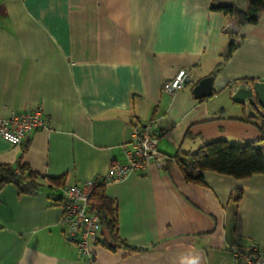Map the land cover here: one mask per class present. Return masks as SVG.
<instances>
[{
  "label": "crops",
  "instance_id": "1",
  "mask_svg": "<svg viewBox=\"0 0 264 264\" xmlns=\"http://www.w3.org/2000/svg\"><path fill=\"white\" fill-rule=\"evenodd\" d=\"M231 4L250 9L249 0H0V118L38 108L48 118L25 147L0 136V165L26 163L45 184L32 194L12 184L0 191V264H238L236 250L264 249V174L205 171L200 185L176 164H152L106 183L121 238L145 250L96 245L88 258L62 225L65 188L124 163L137 124L154 122L166 158L215 139L263 137L232 93L264 81V11L240 25L213 9ZM231 22L236 35L224 33ZM228 43L236 47L223 57ZM181 69L190 82L164 92ZM208 76L213 93L195 98ZM62 177L63 186L47 187Z\"/></svg>",
  "mask_w": 264,
  "mask_h": 264
},
{
  "label": "trees",
  "instance_id": "2",
  "mask_svg": "<svg viewBox=\"0 0 264 264\" xmlns=\"http://www.w3.org/2000/svg\"><path fill=\"white\" fill-rule=\"evenodd\" d=\"M250 9L245 12L235 5H219L213 9L222 11L234 17L240 25L257 24L259 14L264 11V0H249ZM235 44L230 43V51L235 49ZM255 81V80H253ZM256 124L263 137L245 143L230 142L220 138L204 142L197 150L189 153H177L169 157L164 167L169 168L176 164L185 174L188 182L205 185V171H214L236 179L250 178L256 174H264V116L249 119ZM191 170L192 172H189ZM193 171L196 172L193 174ZM43 179L26 163H19L17 167L0 165V191L8 184L14 185L20 194H32L44 189ZM49 188L63 186L64 177L47 178ZM243 192L236 197L240 201ZM91 210L100 215L102 232L96 245H101L110 250L125 248L130 251L145 250L131 246L119 233V209L115 199L111 198L105 189V184L99 185L91 200ZM248 248V247H247ZM242 249V248H240ZM251 254H255L253 251ZM256 255V254H255Z\"/></svg>",
  "mask_w": 264,
  "mask_h": 264
},
{
  "label": "built area",
  "instance_id": "3",
  "mask_svg": "<svg viewBox=\"0 0 264 264\" xmlns=\"http://www.w3.org/2000/svg\"><path fill=\"white\" fill-rule=\"evenodd\" d=\"M193 73L181 69L163 84L164 92L173 95L184 89ZM48 125V118L42 108L22 113L13 112L8 118H0V136L13 145L25 147L31 134ZM158 137L154 122L137 124L130 141L131 149H125L126 161L114 162L106 176L101 180L88 179L81 185H69L65 188L66 201L63 205L62 225L65 238L77 245L83 256L91 258L94 246L101 238L102 225L100 215L91 210V200L95 189L102 184L119 182L133 172L143 171L154 164L164 168L168 158L158 148ZM253 251L255 254H251ZM238 264H264V249L253 244L238 249L233 254Z\"/></svg>",
  "mask_w": 264,
  "mask_h": 264
},
{
  "label": "water",
  "instance_id": "4",
  "mask_svg": "<svg viewBox=\"0 0 264 264\" xmlns=\"http://www.w3.org/2000/svg\"><path fill=\"white\" fill-rule=\"evenodd\" d=\"M224 33L236 35L239 33V24L229 23L224 28ZM223 57L230 55V43H228L221 52ZM213 76L203 78L194 87L195 98H202L211 95L213 87ZM232 100L243 105L246 110L247 118H256L264 116V81L255 80L251 82L237 83L233 86ZM92 254V258H94ZM264 263V260H262Z\"/></svg>",
  "mask_w": 264,
  "mask_h": 264
}]
</instances>
